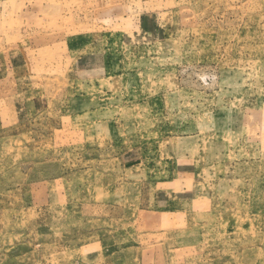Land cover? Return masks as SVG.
<instances>
[{
    "label": "rangeland",
    "instance_id": "obj_1",
    "mask_svg": "<svg viewBox=\"0 0 264 264\" xmlns=\"http://www.w3.org/2000/svg\"><path fill=\"white\" fill-rule=\"evenodd\" d=\"M0 58V264H264V0H0Z\"/></svg>",
    "mask_w": 264,
    "mask_h": 264
},
{
    "label": "crops",
    "instance_id": "obj_2",
    "mask_svg": "<svg viewBox=\"0 0 264 264\" xmlns=\"http://www.w3.org/2000/svg\"><path fill=\"white\" fill-rule=\"evenodd\" d=\"M144 20L142 22V25H144ZM157 23V22H156ZM155 23L154 26H150L149 24H145V28L146 30H143L144 33H148V34H156L157 33V30H158V26L157 24ZM146 31V32H145ZM12 59V58H11ZM3 68V63H2V60L0 58V70Z\"/></svg>",
    "mask_w": 264,
    "mask_h": 264
}]
</instances>
